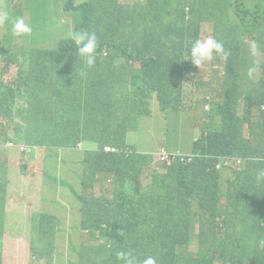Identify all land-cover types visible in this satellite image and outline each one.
Returning <instances> with one entry per match:
<instances>
[{"label":"trees","instance_id":"trees-1","mask_svg":"<svg viewBox=\"0 0 264 264\" xmlns=\"http://www.w3.org/2000/svg\"><path fill=\"white\" fill-rule=\"evenodd\" d=\"M62 9L72 13L73 31L97 35L95 64L87 66L66 33L51 49L38 47L51 42L45 31V39H35L18 63L12 82L1 80L0 105L3 124L19 140L55 145L61 153L85 144L82 187L91 191L110 180L93 203L80 196L83 226L95 243L85 263L122 264L116 253L130 250L138 261L153 256L156 264H229L236 250L264 251V180L226 165L215 172L224 159L232 166L236 158L257 162L258 153L247 151L252 138H262L264 145V0H64ZM203 25L228 53L227 59L214 56L210 71L195 84L210 106L203 110L208 123L169 120L179 129L202 127L203 133L190 161L176 159L170 172H154L150 156L132 151L136 144L129 132L153 116L158 103L169 111L188 101L185 87L198 74L190 49ZM5 52L8 67L20 53ZM70 66L74 72L62 69ZM17 99L27 107L25 116ZM106 145L118 149L106 152ZM146 173L150 182L144 185ZM205 173L215 177V189L226 200L220 208L210 202L214 194ZM236 198L242 214L234 220L227 213ZM7 210L0 195V227ZM46 215L34 227L40 241L32 242V250L40 257L51 252L57 231V222Z\"/></svg>","mask_w":264,"mask_h":264},{"label":"rangeland","instance_id":"rangeland-1","mask_svg":"<svg viewBox=\"0 0 264 264\" xmlns=\"http://www.w3.org/2000/svg\"><path fill=\"white\" fill-rule=\"evenodd\" d=\"M64 0H0V13L7 12L10 15L9 21L5 23H0V83L4 80L7 83H11L16 77L18 72V63L22 62L26 56L25 53L31 48L32 43L35 39L43 41L45 39V31L49 33V39L51 42H43L38 47H49L56 46L58 41L65 38L64 33L68 34L73 32L75 19L71 12H66L62 9V4ZM132 1V0H125ZM62 3V4H61ZM65 4V3H64ZM125 9L131 8L128 4H125ZM15 17H23L25 22L29 24L32 31L20 37H16L12 34L11 20ZM52 21V23H50ZM205 31L201 36H211L212 28L203 25ZM2 44V46H1ZM12 48V52L20 53L16 59V62L12 65L6 67L5 57L6 52ZM211 62H207L205 67L200 66L198 70L197 77L193 83L187 84L185 91L189 97L188 101L184 103L185 113L188 117L182 116L178 120L174 116L173 108L169 112L164 111L158 103V109L154 110L157 116H150L143 118L140 121L139 127L135 131L129 132V139L137 145L139 148H152L157 151L161 146L166 147L170 150L179 151L183 158H188L196 151V144L203 133V128H197L193 130L190 126H186L185 129L178 130L177 125L174 122H169V120H178L181 125L186 120H193L195 125L203 123L207 125L208 120L203 110L209 109V104H203V92L197 91L195 84L198 78L203 73L204 70L210 71ZM7 71L6 76L3 77V70ZM65 72H74V67H63ZM240 96L245 92L243 87L240 88ZM190 99L199 104L195 111L188 110L189 106L192 104ZM20 105V110L24 114L26 113V108L23 107V100L17 99ZM14 117L17 116L13 113ZM0 120H2L0 114ZM19 128H26V123L24 121L16 120ZM183 133L180 136L179 133ZM3 131L0 129V134ZM248 138H251V134H245ZM194 137V138H193ZM183 145V146H179ZM79 150L76 147L68 148L63 151V155L60 158V153L56 147H50L48 149V156L54 159L55 169L57 170L63 166L69 171L68 179L71 184L68 187H63L60 190V178L58 174H53L48 176V181L56 186V192L48 200L42 202L36 207H29L28 210L22 215L23 218H17L14 222L11 221L0 227V255H5L14 251L20 243H22L26 238L38 235L39 220L41 215L47 213L48 219H54L58 226L59 232L55 235L63 242L73 243L82 239L89 232L84 229L82 209L84 206L80 196L86 201L94 202L93 195L99 196L103 188L110 186V180L107 179L104 182H97L93 186L91 191H88L81 185V180L79 179L80 173L84 171V165L79 159H83V154L85 149H87L85 144H78ZM4 144L0 141V148H3ZM96 146L91 149L97 151ZM17 156L24 155L18 150L14 149ZM95 151V152H96ZM247 151L249 153H258L259 159L253 164L247 163L243 158L231 159L234 162V167H240V170L248 172V176L251 178L256 177V172L264 170L261 168L264 166V145L263 139L260 137H254L251 139V145L247 146ZM79 155V157H78ZM222 162V161H221ZM220 162V163H221ZM219 163V164H220ZM82 164V165H81ZM173 160L166 162L162 167L155 168L154 172H170ZM217 165L215 172H222L225 169H220ZM93 172H99L94 170ZM83 173V172H82ZM83 175V174H82ZM150 178V177H149ZM206 184L209 186L210 191L214 194L210 199L216 202L218 208L222 207L226 200L221 196L215 189V177L212 174L205 173ZM248 183V181H247ZM245 185V184H243ZM236 188L239 189V184L235 182ZM230 198V197H229ZM228 216L237 220L242 214V204L239 198L234 201V207L230 212L227 213ZM37 217V219H35ZM45 219V218H44ZM47 220V219H45ZM252 224V221H247ZM263 222V220H261ZM91 241V239H90ZM191 245L197 248L196 238L191 239ZM73 246L71 245V252ZM233 260L229 264L235 262L236 264H264V251L261 249L246 248L243 250H236L231 253ZM69 257H66L68 261ZM222 264V263H221Z\"/></svg>","mask_w":264,"mask_h":264},{"label":"clouds","instance_id":"clouds-1","mask_svg":"<svg viewBox=\"0 0 264 264\" xmlns=\"http://www.w3.org/2000/svg\"><path fill=\"white\" fill-rule=\"evenodd\" d=\"M9 21V14L7 12L0 13V23H5ZM12 24V34L16 37L23 36L32 31V28L29 24H27L23 17H15L11 20ZM205 31V28H202V31L197 39H195L191 45L190 49V60L193 65L197 66L199 70L200 66L205 67L207 62H211V60L216 57H221L223 59H227L228 53L225 51L224 45L221 41L214 38L212 36L205 35L201 36ZM71 40L75 43L78 55L80 58L84 60L87 66L91 67L96 62V49L98 47V37L94 32L87 31H73L68 33ZM253 51L255 50V45L252 46ZM253 74V70L249 69L248 75L251 77ZM158 109V108H157ZM164 110V109H163ZM188 110L195 111L196 107L190 105ZM166 111V110H164ZM174 116L178 119H181L182 116L188 117L185 113V107L179 106L174 107ZM169 112V111H166ZM2 108L0 105V114L2 120H0V129L3 131L1 136H4L6 139L2 142L4 144L3 148H0V195L2 197V201L8 204L13 196L25 197L27 192H21L16 187L17 180L23 182V189L28 190L27 183H25L26 179H18L20 173L23 172L26 174L30 172L28 170L29 163L28 158L35 157L37 160L39 157L41 158V163L39 169H35L33 172H30L32 176H34V180L37 179L38 176L42 177L43 185L38 186L36 188V196L28 198L29 201L33 202L36 200L37 206L42 202L48 200L51 196H53L56 192V186L52 185L48 181V176L53 174H58L60 178V190L63 187H68L70 183L68 179L69 171L67 168L61 166L57 172L55 169L54 159L48 156V149L50 147H55V145H41V144H31L25 140H19L15 137L14 132L11 131L7 126L3 124V116H2ZM153 116H157L155 112ZM191 120V119H190ZM178 130H180L178 128ZM245 134H250V128L248 122H245ZM180 134V133H179ZM194 138V137H193ZM109 146L111 148H115V150L107 151L105 148ZM180 147L183 145H179ZM57 148V147H56ZM18 150L21 153H25L24 155L17 156L15 150ZM118 148L110 145H106L104 150L106 152H114ZM132 151H136L137 153L144 154L151 157L152 164L158 168V164H166V162L170 160L181 159L182 161H190L191 158H183L179 151L167 149L164 146H161L157 151L152 148H139L137 145L133 148ZM60 158L63 155L61 152ZM13 159L17 162H20L19 172H9L8 165L10 164V160ZM228 162L227 168L234 167L230 164V162L224 159V162ZM224 166L223 162L219 164V168L222 169ZM237 170L240 169L239 166L236 167ZM147 172V171H146ZM256 179L258 181L264 180V170H261L257 173ZM32 186H33V180ZM150 178L148 173L143 176L144 185L149 184ZM47 214V213H44ZM7 225L6 223L4 226ZM59 228L57 224V229ZM56 234V232H55ZM91 239V241H90ZM53 247L51 252L47 253L44 257H40L33 253L32 250V242L38 243L40 241L39 236L33 235L26 238V242L29 246L30 250V259L32 264H86V258L90 253V250L95 246L94 239L91 233L86 234L82 239L77 242L68 243L59 241L57 242L56 235L53 234ZM71 245L73 246V250L71 252ZM59 253V261L56 262V255ZM117 259L122 261V264H156V259L153 256H147L142 261H138L134 254L129 251H118L116 253ZM66 257H69L68 261ZM8 261H12V257H8ZM4 255L1 256V264H4Z\"/></svg>","mask_w":264,"mask_h":264},{"label":"crops","instance_id":"crops-1","mask_svg":"<svg viewBox=\"0 0 264 264\" xmlns=\"http://www.w3.org/2000/svg\"><path fill=\"white\" fill-rule=\"evenodd\" d=\"M29 163L28 170L30 172H33L35 169H39L41 158L37 160L35 157L28 158ZM19 165L20 162H17L13 159L10 160V164L8 165V171L9 172H19ZM30 172H27L24 174L23 172L20 173L18 179H26L25 183H27L28 190H24L22 187L23 182L20 180H17L16 187L18 190H21V192H27L25 194V197H19V196H13L11 200L8 202V210H7V222L8 224L10 221L11 223L14 222V220H17V218H23L22 215L28 210L29 207H36L37 203L34 199L33 202L29 201L28 198L35 197L36 196V188L38 186L43 185L42 177L38 176L37 179L34 180V176ZM33 180V186L32 181ZM59 232V228L57 229L56 233ZM57 242L60 241V239L56 236ZM12 257V261H8V257ZM4 264H32L30 259V250L29 246L26 242V239L20 243V245L12 252L7 253L4 255ZM59 261V253L56 255V262Z\"/></svg>","mask_w":264,"mask_h":264},{"label":"built area","instance_id":"built-area-1","mask_svg":"<svg viewBox=\"0 0 264 264\" xmlns=\"http://www.w3.org/2000/svg\"><path fill=\"white\" fill-rule=\"evenodd\" d=\"M105 149H106L107 151L115 150V148H111V147H109V146H107ZM224 165H228V162H227V161L224 162Z\"/></svg>","mask_w":264,"mask_h":264}]
</instances>
